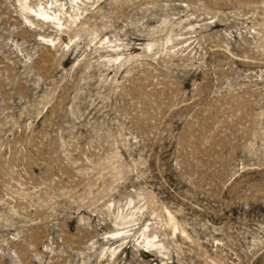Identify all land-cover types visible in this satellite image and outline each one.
<instances>
[{
	"label": "rangeland",
	"instance_id": "rangeland-1",
	"mask_svg": "<svg viewBox=\"0 0 264 264\" xmlns=\"http://www.w3.org/2000/svg\"><path fill=\"white\" fill-rule=\"evenodd\" d=\"M0 264H264V0H0Z\"/></svg>",
	"mask_w": 264,
	"mask_h": 264
},
{
	"label": "bare ground",
	"instance_id": "bare-ground-1",
	"mask_svg": "<svg viewBox=\"0 0 264 264\" xmlns=\"http://www.w3.org/2000/svg\"><path fill=\"white\" fill-rule=\"evenodd\" d=\"M76 1V0H75ZM71 2H72V0H71ZM74 3V2H73ZM42 15H44L45 16V13H42ZM54 16V15H53ZM52 18V17H51ZM54 19V18H53ZM58 19V18H57ZM56 20V19H55Z\"/></svg>",
	"mask_w": 264,
	"mask_h": 264
}]
</instances>
